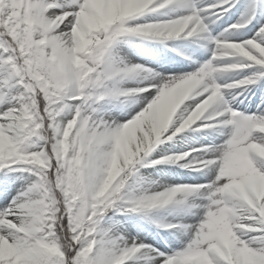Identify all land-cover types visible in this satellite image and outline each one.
<instances>
[{
    "label": "snow or ice",
    "instance_id": "1",
    "mask_svg": "<svg viewBox=\"0 0 264 264\" xmlns=\"http://www.w3.org/2000/svg\"><path fill=\"white\" fill-rule=\"evenodd\" d=\"M0 264H264V0H0Z\"/></svg>",
    "mask_w": 264,
    "mask_h": 264
}]
</instances>
